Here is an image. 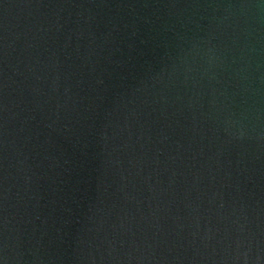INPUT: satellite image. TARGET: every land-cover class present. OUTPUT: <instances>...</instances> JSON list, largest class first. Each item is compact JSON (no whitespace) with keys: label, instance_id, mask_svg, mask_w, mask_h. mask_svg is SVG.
<instances>
[{"label":"water","instance_id":"water-1","mask_svg":"<svg viewBox=\"0 0 264 264\" xmlns=\"http://www.w3.org/2000/svg\"><path fill=\"white\" fill-rule=\"evenodd\" d=\"M0 264H264V0H0Z\"/></svg>","mask_w":264,"mask_h":264}]
</instances>
